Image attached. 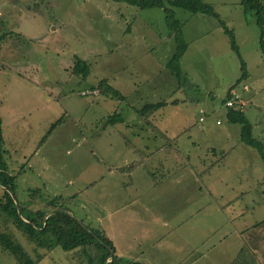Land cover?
Wrapping results in <instances>:
<instances>
[{"label": "rangeland", "instance_id": "1", "mask_svg": "<svg viewBox=\"0 0 264 264\" xmlns=\"http://www.w3.org/2000/svg\"><path fill=\"white\" fill-rule=\"evenodd\" d=\"M202 1L233 30L247 72L235 90L247 101L243 113L252 136L264 143V61L256 17L241 0ZM171 8L187 43L179 60L185 78L180 81L165 68L176 43L162 8L142 9L113 0H0L2 158L8 173L15 175L19 202L36 188L43 198L72 196L66 205L72 214L87 225L91 222L84 214H95L96 225L103 227L101 207L95 208L91 200L101 195L97 202L105 204V198L118 191L108 169L140 161L144 168L136 167L126 177L140 183L138 191H149L150 182L164 183L161 189H167L175 172L188 167L198 178L187 173L174 177L189 182L183 187L187 195L199 196L200 190L207 195L206 184L216 190L212 195L238 192L232 202L240 207H248L255 197L256 220L264 219L262 160L242 143L241 126L228 121L224 104L227 90L240 77V60L216 18ZM77 57L89 65L85 79L72 73ZM101 79L124 92L126 99L81 95ZM243 85L249 90L243 91ZM172 99L178 104L172 105ZM161 101L171 104L160 108L151 124L134 111ZM115 111L125 122L106 124L105 118ZM152 126L169 131L181 154L178 159L156 150L168 137ZM195 180L204 185L197 182L194 191ZM2 190L0 186V197ZM38 199L32 201L48 208ZM257 231L264 242V225ZM39 250L42 259L35 261L34 246L13 225H3L0 216V264H26L21 252L29 264H80L76 255L59 247Z\"/></svg>", "mask_w": 264, "mask_h": 264}, {"label": "crops", "instance_id": "2", "mask_svg": "<svg viewBox=\"0 0 264 264\" xmlns=\"http://www.w3.org/2000/svg\"><path fill=\"white\" fill-rule=\"evenodd\" d=\"M171 57L165 63L166 69V64ZM169 74H171L170 71ZM242 89L247 91L249 87L243 85ZM120 92L125 95L124 92ZM233 92L237 93L243 101L241 108L234 109L244 112L247 101L243 94L235 90V86L232 89L229 87L227 90L226 97L228 94V98L225 97L224 104L231 98ZM172 100V105L178 104L177 99ZM170 104L171 102L164 106ZM159 109L146 119L143 118V122L151 124V118L160 114L158 113ZM1 111L2 128L4 117L2 108ZM28 115H31V112ZM121 115L123 121L118 123L125 122V116L122 113ZM14 117H9L7 125L9 135L10 125H14L12 123ZM216 123L219 124V121ZM106 124L108 123L106 122ZM152 129L158 131V134L165 139L168 137L167 134H170L167 130H163V132L162 129L155 127ZM184 131H181L180 134ZM119 135L124 138L121 133ZM173 142L174 138L168 137L166 143L156 150H162L164 154L177 155L175 159H178L181 154L175 149ZM128 144V141H125L127 147L137 150L134 145L128 146ZM127 166L132 167L127 170ZM127 166L118 167L115 165L108 169V177L115 176V179L111 178L116 184L115 187L118 188L115 195L111 194L108 198L106 197L105 204L97 202V198H101V195L95 200H91L95 208L101 207L100 213L103 215L99 220H104L103 227L96 225L95 214H84L86 220L91 222L90 226L101 230L112 243L114 248L112 251L116 256L117 264H264V242H261V234L257 231L258 227L264 225V219L256 220L257 199L255 197L250 198L248 207H240L236 202V205L232 202L238 192L236 195L228 197H225L220 191H217V195H212V193H216V190L208 189L209 185H204L202 184L204 182L196 180L193 185L194 191L198 182L204 185V193L207 195H201L200 190L199 196H189L186 194L187 191L183 190V187L188 186L189 182L174 178L178 173L182 176L187 173L186 177L195 176L198 178L197 174L194 171L193 174L188 167L175 172L167 189H161L164 183L160 185V183L150 182L148 184L149 187L151 186L149 191L146 189L138 191L140 183H133L126 177H131L134 168L143 169L145 165L140 164V161H133ZM158 168L160 171L164 169L161 162ZM104 178L102 177L100 180L103 181ZM125 180L130 181L127 185L130 189L126 187ZM215 186L218 187L217 184ZM130 191L133 194L128 195ZM18 245L20 246V244ZM70 253L71 256H77L78 263L85 264L75 250ZM107 261L110 260L107 259Z\"/></svg>", "mask_w": 264, "mask_h": 264}, {"label": "trees", "instance_id": "3", "mask_svg": "<svg viewBox=\"0 0 264 264\" xmlns=\"http://www.w3.org/2000/svg\"><path fill=\"white\" fill-rule=\"evenodd\" d=\"M116 2H124L130 5L137 6L139 8H162L165 14V22L169 27L170 31L174 35L176 49L167 62L166 67L172 75L176 77L178 81L185 79L183 76L182 69L180 67L179 60L187 49V43L183 39L181 34L182 23L174 17L173 8H181L190 13L204 14L216 18L223 28L224 32L228 36L231 50L236 54L240 60V77L230 87L232 89L236 86L241 79L246 77V64L241 58L239 48L234 36L233 31L227 27L223 20L220 19L218 13H216L210 4L204 3L201 0H113ZM241 5L245 10L253 11L256 17V24L259 27V47L264 61V3L263 0H241ZM90 72L88 63L80 58H75L72 67V73L81 76L85 79ZM91 89L97 88L99 93L103 96L110 98V95L117 100H125L126 96L120 91L115 89L113 86L108 84L106 79H101L96 85L90 86ZM228 98V94L227 97ZM166 104L165 101L146 103L141 108L135 109L136 113L146 119L149 115L153 114L154 111L161 108ZM227 108V119L230 123L240 124V140L247 146L254 148L263 163L264 169V143L252 136V125L249 120L245 117L243 111L238 109ZM61 118L57 119L51 124L50 130L59 124ZM123 121V116L120 112H114L109 115L106 119L108 124H115ZM3 136L1 128V117H0V185L7 190H2L0 197V216L3 225L11 224L15 229L21 233L25 239L31 243L35 251V261H38L42 255L38 253L39 249L52 250L56 247L61 248L63 251H73L80 256L85 264H117L116 256L114 253L111 255L110 261L107 259L110 256V250H113V245L110 240L103 234L99 229L93 228L90 225L82 224L77 220L76 216H71L67 212L59 207L68 208L66 205L71 201L72 196L62 197L54 196L52 198H43L39 189L30 190L27 200L19 202L16 196V183L15 175H11L7 171L4 158H2V145ZM133 166V165H132ZM132 166L126 169H131ZM20 170L17 171L19 173ZM13 193L12 198L10 193ZM39 198L45 202L48 208L38 207L37 203L32 200ZM17 201V205L20 208V214L17 211V206L14 202ZM38 199V200H39ZM32 204V205H31ZM34 205V206H33ZM51 209H55L48 215ZM69 209V208H68ZM70 210V209H69ZM77 218V219H76ZM20 247V246H19ZM26 264L31 262L30 259L26 258L24 252L20 253ZM32 263V262H31Z\"/></svg>", "mask_w": 264, "mask_h": 264}, {"label": "built area", "instance_id": "4", "mask_svg": "<svg viewBox=\"0 0 264 264\" xmlns=\"http://www.w3.org/2000/svg\"><path fill=\"white\" fill-rule=\"evenodd\" d=\"M244 89H247V87H244ZM98 93H99V91L96 88H93V89L90 88L88 90L81 91V95H84V96H86V95H98ZM242 105H243L242 99L235 92H233L231 98L225 102V106L230 107V108H238L239 109L242 107ZM200 113L204 114V111L200 109ZM203 120H204V115H201L199 117V121H203Z\"/></svg>", "mask_w": 264, "mask_h": 264}, {"label": "water", "instance_id": "5", "mask_svg": "<svg viewBox=\"0 0 264 264\" xmlns=\"http://www.w3.org/2000/svg\"><path fill=\"white\" fill-rule=\"evenodd\" d=\"M1 186V185H0ZM1 188L3 189V190H7L6 188H4V187H2L1 186ZM11 194V196H12V198H14V195H13V193L11 192L10 193ZM14 202H15V204H16V206H17V211H18V213L20 214V208L18 207V205H17V201H16V199H14ZM56 209H61V210H64L65 212H67L68 214H70L71 216H74L73 214H72V212L68 209V208H65V207H59V208H56ZM55 209H51L49 212H48V215L51 213V212H53ZM77 219V218H76ZM81 224H82V222L79 220V219H77ZM112 253H113V251L112 250H110V256H109V260L111 259V255H112Z\"/></svg>", "mask_w": 264, "mask_h": 264}]
</instances>
